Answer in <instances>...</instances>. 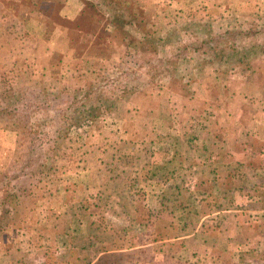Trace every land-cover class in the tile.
I'll use <instances>...</instances> for the list:
<instances>
[{
  "label": "trees",
  "instance_id": "obj_1",
  "mask_svg": "<svg viewBox=\"0 0 264 264\" xmlns=\"http://www.w3.org/2000/svg\"><path fill=\"white\" fill-rule=\"evenodd\" d=\"M42 1L46 0H35L34 9ZM83 2L105 19L101 35L109 30L106 39L115 49L111 66L101 73L74 75L76 89L71 93L64 89L60 96L43 91L47 75L44 70L29 69L22 76L11 72L0 79V123L14 121L19 135L15 157L0 179V253L5 234L20 229L28 218L27 205H31L30 210L45 206L61 187L67 193L61 196L59 215L69 222L74 217L84 218L93 250L99 252L123 250L126 243L124 237L115 236L113 245H102L106 231L101 213L111 199L119 198L126 214L147 213L142 202L144 193L135 178L140 169L151 171L158 166L152 145L125 141L109 149L85 146L72 136L73 130L100 132L109 113L131 126L138 118L153 113L155 105L164 98L171 100L175 110L185 100H204L223 108L242 99L245 108H253L264 99L260 94H243L242 80L232 78L235 73L264 68L261 9L255 12L246 4L251 12H242L228 21L213 15L202 3L184 2L179 9L169 8L163 22L156 16L147 19L140 14L143 6L133 0ZM68 81L65 76L64 82ZM254 111L245 117L237 139L254 136L260 113ZM40 112L44 113L43 122L38 121ZM201 169L202 162L187 156L182 172L167 175V195L187 201L204 197L209 187L199 175ZM75 170H88L91 177L107 180L109 189L102 188L91 196L75 188L71 195L73 184L64 176ZM17 182L22 183L16 185ZM37 185L43 191L34 194ZM92 209L99 211L95 214ZM191 210L192 205L187 202L184 212ZM56 256L59 262L66 263L74 257L72 253ZM82 256L77 264H91L86 254ZM121 258L102 255L99 262L126 264ZM263 258L256 257L253 263Z\"/></svg>",
  "mask_w": 264,
  "mask_h": 264
},
{
  "label": "crops",
  "instance_id": "obj_2",
  "mask_svg": "<svg viewBox=\"0 0 264 264\" xmlns=\"http://www.w3.org/2000/svg\"><path fill=\"white\" fill-rule=\"evenodd\" d=\"M133 1L143 3V0ZM147 1L149 6L141 5L140 14H152L161 19L169 8H179V3L182 6L184 2H193L172 0L168 7L163 8L156 1ZM34 2L0 0V79L11 72L22 76L29 69L44 70L47 75L43 91L58 96L64 90L65 76L70 83L76 74L101 73L113 64L110 57L113 47L107 40L104 42L105 35H101L105 19L94 13L93 20H90L92 9L83 0H46L35 9ZM200 2L213 14L221 13L230 0ZM144 8L146 10L143 12ZM242 82L243 94H260L264 98V68L243 73ZM49 86L52 90L47 88ZM242 101L239 99L222 108L204 100H185L175 110L171 100L164 98L154 107L157 115H148L144 119L146 124L136 125L133 130L111 114L114 119L107 121V128L87 138L94 139V142L88 141L85 146L94 145L104 149L122 141L147 142L155 153L158 166L151 171L140 169L135 178V183L144 193V207L157 210L161 206L159 201L170 204L164 217L149 219L151 225L147 239L150 242L142 244L141 241L144 231L141 232V225L145 222L141 219L142 215L139 218L133 213L126 214L115 199H111L103 211V218L110 225L118 222L116 215L129 217L123 220L127 225L121 230L125 239L126 235H134L132 237L136 239L134 229L137 225L139 240L129 249L136 254L132 264L159 263L157 256L160 252L167 253L164 248H161L162 252L156 246L168 242H173L171 249L190 253L187 264H227L229 258L232 259L231 264H254L249 261V256L255 259L264 257V99L259 107L255 106L260 111L258 126L254 136L248 139L237 138L244 127L245 117L250 113L255 114V111L249 106L245 108ZM17 127L12 120L0 123V179L15 157L19 139ZM108 127L119 128L120 131ZM187 156L202 162L199 175L208 182L209 187L204 197H191L189 201L166 193L167 175L182 172ZM64 179L73 184L69 189L71 195L75 188L91 196H94V190L109 189L107 180L91 177L88 170H75L66 174ZM64 193L67 191L61 187L48 204L36 207L33 211L37 220L28 217L20 229L5 234L0 264H56L59 260L55 257L61 253H72L74 257L69 263L58 264H77L78 260L83 259L82 254L92 255L91 264H99L102 255L126 252L116 248L102 252L88 249L91 244L86 227L80 233L72 229V222L67 223L64 217H59L58 208ZM187 202L198 209L194 210V215L184 212ZM50 220L55 223L54 227ZM60 224H63V228H60ZM125 228H131L132 232H126ZM114 237L109 226L102 245H113ZM197 246L200 252L193 255V249ZM146 254L154 256L153 263L143 262ZM170 256L171 252L166 260ZM263 263L264 260L257 264Z\"/></svg>",
  "mask_w": 264,
  "mask_h": 264
},
{
  "label": "rangeland",
  "instance_id": "obj_3",
  "mask_svg": "<svg viewBox=\"0 0 264 264\" xmlns=\"http://www.w3.org/2000/svg\"><path fill=\"white\" fill-rule=\"evenodd\" d=\"M150 1H153V2H157V4H159V5H161V6H163V8H165V7H168V5L171 3V1L172 0H150ZM194 3H199V0H192ZM197 1V2H196ZM143 3H141V5H148L149 6V2L147 1V0H143L142 1ZM247 2H249V3H247ZM200 3H202L203 4V2H200ZM246 4H249L250 5V8H254V10H255V12L256 11H259V9H261L262 11H264V0H257V2H255V3H253L251 0H230V2L225 6V9L221 12V13H213V14H215V15H217V16H221V15H223V17H225L228 21H231V19L233 18V17H237L236 15L237 14H239L240 12H251L250 10H248L249 8H248V6L246 5ZM255 4H258L257 6H255ZM180 7H182V6H180V3H179V8ZM174 8H177V9H179L178 7H173L172 9H174ZM146 10V8H144L142 11L144 12ZM91 12H92V16H91V18H90V20H93V15H94V11L93 10H91ZM97 16V15H96ZM154 16L152 15V14H148V15H146V18L147 19H152ZM165 17H163L162 19L160 18V20H162L163 22H165L167 19H164ZM105 37H103V41L105 42L107 39V37L110 35V32H109V30H106L105 29ZM111 47H113V46H111ZM115 49H114V47H113V49H112V52H111V56L110 57H112V53H113V51H114ZM110 54V53H109ZM108 54V55H109ZM112 60H113V57L111 58ZM74 66H75V64H74ZM99 67V66H98ZM76 69V68H75ZM242 77H243V73H239V74H233V77L232 78H234V79H236V80H242ZM63 87H64V89H65V91H66V93H71L72 91H74L75 89H76V87H77V85H76V81H75V79H74V77L72 76V79H71V81H70V83H69V81L68 82H65V85H63ZM62 87V88H63ZM49 90H52V87L51 86H49V87H47ZM64 91V90H63ZM51 95V94H50ZM61 95V94H60ZM60 95H58V96H60ZM53 96H56V95H53ZM237 100H239V99H236V100H234V101H237ZM233 101V102H234ZM56 103H54V105H55ZM256 106V108H257V106L259 107V104L258 105H255ZM255 106H253V110H255ZM154 112L153 113H151V114H149V115H157V114H155L156 113V110H153ZM253 113V112H252ZM44 113L43 112H40V115H39V118H38V121L39 122H43L44 120H43V115ZM48 114L49 115H52L53 113H51V112H48ZM113 114V113H112ZM46 116L48 117V115L46 114ZM146 117H148V115L147 116H143V117H141V119H137L136 120V122H133L132 124H131V128L133 129H135V127H136V125H140V126H142V125H144V124H146V122H145V118ZM117 118V117H116ZM115 118V119H116ZM109 119H114V117H112L111 116V114L109 113V114H107V116L105 117V124L103 125V128H102V130L103 129H106L107 127H105L106 126V123H107V121L109 120ZM117 120L118 121H121L122 122V124L124 123L123 122V120L121 119V118H117ZM126 125H129V124H126ZM48 128H46V130H47ZM108 129H114V130H116V131H120L119 130V128H114V127H108ZM122 129V128H121ZM133 129V130H134ZM102 130H100V132H86L84 129H82V130H80V131H77V130H73L71 133H72V136L75 138V139H77L78 141H79V143L80 144H83V145H85L88 141H92V142H94V139H87L88 137H91V136H96L97 134H99V133H101V131ZM137 135H139L138 133H136ZM140 134H142V132H140ZM98 140V139H97ZM96 142H98V141H96ZM123 142V141H122ZM45 147H47V145L46 146H44V148ZM38 151L40 152V153H45L44 151H43V148H39L38 149ZM45 155H46V153H45ZM43 158H44V155H43ZM71 177V176H70ZM24 179V178H23ZM73 180V179H72ZM80 182V181H79ZM22 182H17L16 183V185L18 184V185H20ZM138 186V185H137ZM139 187V186H138ZM41 188H42V186L41 185H37V187H34L33 188V190H35L34 191V194L35 193H37L38 192V190L39 191H43V190H41ZM140 188V187H139ZM37 189V190H36ZM98 193V191L96 190H94V192H93V195L94 196H96V194ZM141 193H143V192H141ZM88 195H90L89 193H88ZM115 200H117L118 202H119V198H117V197H115L114 198ZM158 204L159 205H161V206H159V209H153V208H151V207H145L146 208V211H147V213L145 214V215H142V217L141 216H139V218L141 217V219L143 218V221H145V222H143L142 223V225H141V232L143 231V236L141 237V241H142V244H147V242L149 243L150 242V239H147V238H149V226L151 225V223H150V218H152V217H164V215H165V213H166V208H169L170 207V204H164V202L163 201H159L158 202ZM31 205L29 204V205H27V214H28V216L27 217H31L32 216V219H38V217H36V213L33 211V210H30L31 209V207H30ZM94 212H95V214L97 213L96 211L98 210V209H92ZM169 210V209H168ZM197 211L196 209H194V208H192V210H191V212L190 213H194L195 214V211ZM99 211V210H98ZM193 211V212H192ZM193 214V215H194ZM51 215H53V213L51 214ZM101 215L103 216V212L101 213ZM101 215H100V217H101ZM59 217H62V216H59ZM127 217L128 216H126L125 214L123 215H116L115 216V220H118V222L116 223V224H114V225H110L106 220H104V218H103V220H102V226H103V229L105 230V231H108L109 230V226H111V230H112V232H114V236H117L118 237V239L120 238V237H123L122 235L123 234H121V230H123L122 228L123 227H126V222H124L123 220L124 219H127ZM186 217V216H185ZM96 218H99V216H97ZM167 218H168V216H167ZM166 218V219H167ZM83 219L84 218H82L81 216H78V217H74L73 219H72V223H71V225H72V229H74V230H77V231H79L80 233H81V231H85V223H84V221H83ZM128 219H129V217H128ZM186 219H188V221H191V219L190 218H186ZM192 219H194V216L192 217ZM63 220H65L67 223H69V221H67L66 219H63ZM51 221V224H52V226L54 227V225H55V223L52 221V220H50ZM192 222V221H191ZM62 223V222H61ZM189 224H190V222H189ZM186 225H188V223L186 224ZM60 226V228H63V224H60L59 225ZM189 226H191V225H189ZM60 228L58 229H56V230H60ZM130 229L131 228H125L124 230L126 231V232H132V231H130ZM135 232H136V239H137V241H136V239H133V237L132 236H134V235H126V239H125V245H124V243H123V245H124V247H123V250H126V252H122L121 254H115V255H112L113 257H116L117 255H121V259H122V261H123V259L125 260V262H126V264H132V262H134V260H136V254H134L133 252H132V250H129V249H131V248H133L134 247V243H137L138 242V237H137V231H138V227H137V225H136V227H135ZM61 231V230H60ZM144 232H146V233H144ZM173 236H174V234H173ZM89 241H90V239H89ZM171 243H173V242H168L167 244H162V245H158V246H156V249H159L160 251H162L161 250V248H164V251H166L165 253H167V255H168V253H170L171 252V256H170V258H168V260H166V256L167 255H165V254H163V253H161L160 252V255H158L157 256V261H159V263H155V264H187V262H186V260H189L190 259V253L189 252H186V251H182V250H178V251H176L175 249L173 250V249H171ZM90 247L88 248V249H90L91 251H94V252H96L95 250H93V244L91 243V241H90ZM116 246H121V243L120 244H116ZM194 251H193V255H196V254H198L199 252H200V249H199V246H197L195 249H193ZM163 252V251H162ZM82 255H84V254H82ZM90 259H91V257H92V255H91V257L88 255V254H86ZM125 255H129L128 257L127 256H125ZM172 258V260L170 261L169 259H171ZM249 258V261H251V262H254L255 261V258H253L252 256H249L248 257ZM100 259V258H99ZM144 261H148L149 263H153L154 262V256L151 254V256H150V254H146V255H144L143 256V262ZM173 261V262H172ZM232 261V259L231 258H229L228 260H226V262H227V264H229V263H232L231 262ZM256 262V261H255ZM98 263L99 264H101L100 262H99V260H98ZM192 263V262H191ZM207 264H213L212 262H208Z\"/></svg>",
  "mask_w": 264,
  "mask_h": 264
}]
</instances>
